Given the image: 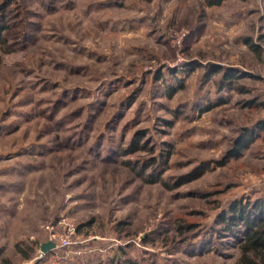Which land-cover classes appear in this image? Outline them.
Instances as JSON below:
<instances>
[{
  "label": "rangeland",
  "instance_id": "rangeland-1",
  "mask_svg": "<svg viewBox=\"0 0 264 264\" xmlns=\"http://www.w3.org/2000/svg\"><path fill=\"white\" fill-rule=\"evenodd\" d=\"M5 17L7 264H243L222 218L264 203V0H11ZM224 67L246 91L209 108Z\"/></svg>",
  "mask_w": 264,
  "mask_h": 264
},
{
  "label": "trees",
  "instance_id": "trees-1",
  "mask_svg": "<svg viewBox=\"0 0 264 264\" xmlns=\"http://www.w3.org/2000/svg\"><path fill=\"white\" fill-rule=\"evenodd\" d=\"M207 5H215L220 4L223 0H204ZM11 3V0H3L0 4V44H6L7 40L4 35V30L8 25L4 23L5 21V11L7 9L8 4ZM253 46V45H252ZM5 52L12 51L8 46L3 49ZM214 68V69H213ZM220 67L216 68L212 66L211 70H215L218 72ZM224 77L222 79V83L219 86L218 99L212 100L209 108L219 105L222 101V97H224V92L222 89H226L227 91L238 90L239 92H245L246 89L243 86L233 85L236 73L231 72L225 68ZM229 69V68H228ZM181 82V81H180ZM182 82L179 87H182ZM175 86H169L170 94L174 93L177 90ZM226 91V92H227ZM221 94V95H219ZM251 103V101H250ZM264 125V121L260 124V127ZM257 127H245L244 131L236 138L234 147L230 149L228 152L227 158L236 157L242 149L248 147L255 136V132H257ZM155 181H157L155 179ZM164 182V181H163ZM243 207V206H242ZM240 214H238L237 208L234 206L230 209L229 215L225 213L223 215V221L226 225L223 230L227 229L228 232H232L231 235L235 237L236 242L238 243V247L241 251V261L243 264H264V203L258 204L256 207L254 206L252 210L243 207ZM239 212V211H238ZM249 212V213H248ZM234 213V214H233ZM234 216V217H233ZM244 227L243 231L241 230L242 235H239L237 229L239 223ZM241 226V225H240ZM64 249V248H63ZM20 250V248H19ZM2 250L0 249V264H7L9 260L5 257H2ZM30 253H27L25 256L27 259H30ZM101 264V263H99ZM113 264V263H112ZM116 264H120L119 261Z\"/></svg>",
  "mask_w": 264,
  "mask_h": 264
},
{
  "label": "built area",
  "instance_id": "built-area-1",
  "mask_svg": "<svg viewBox=\"0 0 264 264\" xmlns=\"http://www.w3.org/2000/svg\"><path fill=\"white\" fill-rule=\"evenodd\" d=\"M50 239L56 243V248H54L53 251L57 248L67 249L71 245V239L69 238L68 233L61 235L54 234Z\"/></svg>",
  "mask_w": 264,
  "mask_h": 264
},
{
  "label": "water",
  "instance_id": "water-1",
  "mask_svg": "<svg viewBox=\"0 0 264 264\" xmlns=\"http://www.w3.org/2000/svg\"><path fill=\"white\" fill-rule=\"evenodd\" d=\"M56 248V243L53 240H48L41 245V252L42 254H47L49 251Z\"/></svg>",
  "mask_w": 264,
  "mask_h": 264
}]
</instances>
